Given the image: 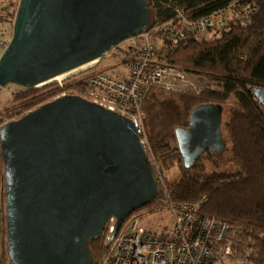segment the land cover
<instances>
[{"label":"water","instance_id":"1","mask_svg":"<svg viewBox=\"0 0 264 264\" xmlns=\"http://www.w3.org/2000/svg\"><path fill=\"white\" fill-rule=\"evenodd\" d=\"M148 0H19L0 56V88L36 87L100 59L146 32ZM264 109V89L251 91ZM204 113V117L198 114ZM222 108L198 106L175 131L184 168L224 149ZM215 121V146L191 145L194 125ZM194 145V146H193ZM5 251L9 264H88V242L110 218L114 231L158 193L152 164L131 120L66 95L0 125Z\"/></svg>","mask_w":264,"mask_h":264},{"label":"trees","instance_id":"2","mask_svg":"<svg viewBox=\"0 0 264 264\" xmlns=\"http://www.w3.org/2000/svg\"><path fill=\"white\" fill-rule=\"evenodd\" d=\"M230 1L148 0L147 30L171 19L175 9L197 18ZM210 33L192 36L181 45L170 44L159 32L151 33L155 47L161 44L159 51L167 52L170 64L201 79L203 88L200 93L147 90L141 103L143 133L152 168H158L155 177L162 185L158 183L155 200L135 213L167 210L164 193L176 204H194L205 197L199 214L225 222L237 253L248 258L249 264H264V109L251 94L255 88L264 89V0H257L248 24L231 19ZM99 72L105 73L97 71L67 80L63 89L69 90L67 95L86 99L83 81ZM61 90L53 83L11 93L6 105H0V125L54 100ZM207 105L228 106L229 116L220 135L235 173L221 171L220 159L211 154L199 157L190 168L182 164L175 131L188 128L192 111ZM2 167L0 161V172ZM88 249L92 254L88 264H105L108 249L104 231L88 242ZM1 259L9 264L5 247Z\"/></svg>","mask_w":264,"mask_h":264},{"label":"built area","instance_id":"3","mask_svg":"<svg viewBox=\"0 0 264 264\" xmlns=\"http://www.w3.org/2000/svg\"><path fill=\"white\" fill-rule=\"evenodd\" d=\"M256 5L257 0H232L223 8L197 18L175 9L168 21L125 39L101 57L109 61L118 59L124 74L112 76L99 72L88 76L83 81L87 90L86 99L131 120L146 149L141 103L147 90L156 88L200 93L203 88L201 79L170 64L167 52L159 51L163 48L161 44L157 42L159 47H155L151 33L159 32L172 45L185 44L190 37L208 34L231 19L248 24ZM16 8L14 0H0V56L11 39ZM61 81L56 80V83L61 85ZM66 95L62 93L59 97ZM0 173L3 176V167ZM157 182L162 185L159 177ZM204 200L205 197L201 201ZM165 201L172 218L171 228L166 232H157L141 224L139 217L142 214L132 213L107 248L105 264H249L248 258L235 250L228 225L199 214L201 201L176 204L169 201L164 193ZM4 215L3 178V184L0 183V230ZM114 227L115 220L110 218L104 229L105 243L109 241Z\"/></svg>","mask_w":264,"mask_h":264},{"label":"rangeland","instance_id":"4","mask_svg":"<svg viewBox=\"0 0 264 264\" xmlns=\"http://www.w3.org/2000/svg\"><path fill=\"white\" fill-rule=\"evenodd\" d=\"M19 0H14V4L17 7ZM212 34V33H208ZM206 34V36H208ZM97 71H104L106 74L112 75V76H121L124 74V69L120 67V62L118 59H113L112 61L105 60V58H101L99 60L93 61V63H88L81 68L74 69L73 71H70L68 73L63 74L60 76L57 80H62V84L58 85L56 83V80L47 81L48 83H44L43 85L37 87L40 88L46 84H57L59 87H62L61 92L57 95V97L61 96L62 93L69 94V90L63 89V82H66L67 80L73 81L75 79H79L84 75H89L92 72ZM21 87L15 86V85H7L3 88H0V105L5 106V101H7L10 98L11 93L20 90ZM72 91V90H70ZM229 116L228 112V106H224L222 108L221 112V125L220 130L223 131V124L227 121ZM228 148V146H227ZM226 148V149H227ZM225 149V147H224ZM210 154L214 158L220 159L221 162V168L220 170L225 173H235L237 172L236 167L231 164L228 157V150H209ZM148 154V153H147ZM149 155V154H148ZM149 157V156H148ZM150 159V158H149ZM151 162V159H150ZM152 164V163H151ZM154 171L158 172V168L156 165H154ZM142 214L140 218V222L143 226L150 228L152 230H155L157 232H166L168 231L172 226V218L168 210L159 211V212H153L150 213L149 210H142L139 211V215ZM4 224L3 227L0 230V258L2 255L3 247H5V238H4ZM105 236V235H104ZM105 240V239H104ZM4 260H0V264H3ZM5 263V262H4ZM9 263V261H8Z\"/></svg>","mask_w":264,"mask_h":264},{"label":"flooded vegetation","instance_id":"5","mask_svg":"<svg viewBox=\"0 0 264 264\" xmlns=\"http://www.w3.org/2000/svg\"><path fill=\"white\" fill-rule=\"evenodd\" d=\"M198 115L204 117L203 112L201 114H198ZM209 119H210V121H209L210 126H208L207 132L204 129L205 128L204 124L197 122L194 125V133H193L194 137H192L191 145L192 144L199 145L200 150H205L209 146H212V145L215 146V144H216L215 129H214L215 128V121L213 119V115H211V118L209 117ZM205 154H210L208 149L205 150L199 157L204 156Z\"/></svg>","mask_w":264,"mask_h":264},{"label":"bare ground","instance_id":"6","mask_svg":"<svg viewBox=\"0 0 264 264\" xmlns=\"http://www.w3.org/2000/svg\"><path fill=\"white\" fill-rule=\"evenodd\" d=\"M91 63H93V62H91ZM83 66H84V65H83ZM81 67H82V66H81ZM81 67H80V68H81ZM59 77H60V76H59ZM59 77H56V78H54L53 80H57Z\"/></svg>","mask_w":264,"mask_h":264}]
</instances>
